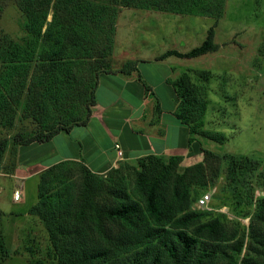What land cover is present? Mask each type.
Listing matches in <instances>:
<instances>
[{
  "label": "rangeland",
  "instance_id": "rangeland-1",
  "mask_svg": "<svg viewBox=\"0 0 264 264\" xmlns=\"http://www.w3.org/2000/svg\"><path fill=\"white\" fill-rule=\"evenodd\" d=\"M88 1L116 12L113 49L106 64L102 66L95 54L90 59L80 58L75 79L66 80L60 89L54 83L57 77L48 73L45 61L36 55L30 68L22 71V75L29 73L22 76L28 79L27 87L21 90L12 83V92L5 93L12 100L0 113V141L8 139L0 159V264H59L43 220L29 213L38 201L40 176L46 169L32 170L25 164L47 154L61 140L37 150L19 145L14 137L44 131L57 119L84 120L90 109L91 91L102 71L130 68L137 56L162 54L166 50L189 52L203 43L216 21L218 51L196 59L171 60L185 69L173 81L187 73L197 88L198 106L204 104L205 111L201 114L200 108L194 109L188 116L192 123H198L200 131L209 133L194 135L200 148L215 155L205 157L200 153L199 157L182 162L180 171L199 163L204 165L199 179L196 171L188 177L194 183L191 210L202 213L203 221H221L227 232V241L221 246L227 253H233V245L244 241L238 264H264V247L258 243L264 240V221L258 212L264 199V0H226L218 19L155 7H125L116 0ZM52 19L53 9L48 22ZM26 23L27 17L15 0H0V76L6 71L2 55L7 48L11 44L26 48L32 39L25 30ZM96 29L92 27L94 32ZM97 41L102 45L103 37ZM126 58L132 61L124 62ZM58 78L60 82L65 80L63 76ZM50 87L60 89L54 102L50 101L54 98ZM57 158L53 154L47 162ZM232 158L240 161L235 170L229 166ZM138 161L121 160L113 171L102 176L97 198L100 204L109 197L112 187H126L133 198L142 200L135 188ZM77 163L81 164L68 162L63 167L70 175L67 181L76 187L81 184ZM17 191L19 200L14 198ZM206 194L211 196L208 206L197 207L198 199ZM252 235H257L258 240ZM222 257L220 254L215 264H225Z\"/></svg>",
  "mask_w": 264,
  "mask_h": 264
},
{
  "label": "trees",
  "instance_id": "trees-1",
  "mask_svg": "<svg viewBox=\"0 0 264 264\" xmlns=\"http://www.w3.org/2000/svg\"><path fill=\"white\" fill-rule=\"evenodd\" d=\"M120 1L125 7H155L215 19L222 16L226 5V0H116L117 3ZM15 2L27 17L25 30L32 39L26 48L11 44L2 55L6 71L0 76V113L12 100L5 94L12 92L9 89L12 83H16L21 90L27 87L28 79H22V76L29 73L22 75V71L30 68L29 64L36 55L45 61L48 73L57 77L54 83L62 87L66 80L75 79V68L80 58L90 59L95 54L101 59V65H105L114 43L116 12L113 8L88 0ZM51 9L53 19L48 22ZM92 27L97 28V32ZM216 27L217 21L208 30L203 43L191 51L181 53L170 50L156 60L162 61L170 56L196 59L218 51ZM99 36L103 37L102 45L97 41ZM135 70L134 63L127 69L102 73L130 74ZM62 76L65 80L60 82L58 77ZM98 84L99 78L91 91L90 109L84 120L79 121L75 117L60 122L57 119L48 124L46 130L32 136L17 134L14 141L21 146L46 144L61 132L70 133L74 127L86 126L96 105ZM172 84L179 99L175 116L190 132V155L203 153L205 157L215 156L200 148L194 135L209 133L200 131L198 123H192L188 116L194 109L200 108L201 114L205 111L204 104L198 106L196 86L187 73ZM60 89L49 88L50 95L54 97L51 102L60 94ZM7 143L8 139L0 141V159ZM68 162L76 161H62L41 174L38 201L29 210L31 215L43 220L59 264H165L167 261L173 264H188L189 261L192 264H215L220 254L225 264H238L237 256L243 251L244 241L233 245V253H227L221 246L227 241V232L221 221L216 218L203 221L202 213L191 210L194 202L191 186L194 183L188 177L196 171L195 177L199 179V175L204 173L202 163L181 172L182 156H146L138 161L135 180V188L142 200L133 198L126 187H112L109 197L100 204L97 198L104 174H96L79 162L81 184L76 187L67 181L70 175L63 169ZM239 162V159L232 158L230 168L240 167ZM195 177L192 176V179ZM258 212L264 221V199L259 203ZM251 237L258 240L257 235ZM258 243L264 247V240Z\"/></svg>",
  "mask_w": 264,
  "mask_h": 264
},
{
  "label": "crops",
  "instance_id": "crops-1",
  "mask_svg": "<svg viewBox=\"0 0 264 264\" xmlns=\"http://www.w3.org/2000/svg\"><path fill=\"white\" fill-rule=\"evenodd\" d=\"M167 51L170 50L132 59L136 70L130 74L102 73L88 124L74 127L70 133L61 132L49 143L29 145L42 150L61 140L47 154L27 162L28 169L41 171L62 161H76L103 175L121 160L137 161L149 155L182 156L186 163L199 157L201 154L190 155L189 129L175 116L179 99L172 83L185 69L171 61L177 59L175 56L156 60ZM132 60L126 58L124 62ZM116 145L122 149L121 159ZM53 154L58 158L47 162Z\"/></svg>",
  "mask_w": 264,
  "mask_h": 264
},
{
  "label": "built area",
  "instance_id": "built-area-1",
  "mask_svg": "<svg viewBox=\"0 0 264 264\" xmlns=\"http://www.w3.org/2000/svg\"><path fill=\"white\" fill-rule=\"evenodd\" d=\"M116 150L118 153V157L121 159L123 156V152H122L121 147L119 145H116ZM14 198H15V200H19V198H20L19 191L15 192ZM210 199H211V196L209 194L201 196L197 202V207H199V208L207 207Z\"/></svg>",
  "mask_w": 264,
  "mask_h": 264
}]
</instances>
